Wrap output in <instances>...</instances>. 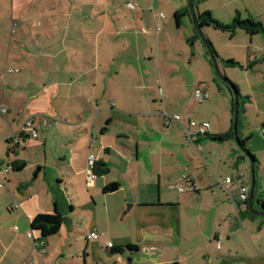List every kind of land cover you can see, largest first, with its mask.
I'll list each match as a JSON object with an SVG mask.
<instances>
[{"label":"crops","instance_id":"obj_1","mask_svg":"<svg viewBox=\"0 0 264 264\" xmlns=\"http://www.w3.org/2000/svg\"><path fill=\"white\" fill-rule=\"evenodd\" d=\"M263 1L249 17L264 27ZM186 7L0 0V264H264V216L247 202L239 208L238 182L230 192L220 183L239 175L248 198L233 96L215 80L189 16L176 23ZM213 36L238 92L237 137L254 157L252 208L264 211V35L237 29L222 44ZM197 86L209 98L197 102ZM162 112L182 122L166 123ZM28 119L34 137L20 134ZM188 119L210 124L196 146ZM229 130L231 138L212 139ZM90 153L107 171L87 186ZM14 160L24 167L4 173ZM55 208L59 232L41 239L31 220ZM128 244L137 250H111Z\"/></svg>","mask_w":264,"mask_h":264},{"label":"trees","instance_id":"obj_2","mask_svg":"<svg viewBox=\"0 0 264 264\" xmlns=\"http://www.w3.org/2000/svg\"><path fill=\"white\" fill-rule=\"evenodd\" d=\"M192 1L194 4L196 1L198 2L201 0H192ZM181 13L188 15L187 7L184 8L182 11H177L174 13V18H175V21L177 24H178V18L181 15ZM197 15H198V23L200 24V26L202 28L203 27H212L213 29L223 31V32H227L230 35H232V33L235 32V30H237V29L244 31L248 35H255V34L264 35V27L262 26V24L259 21H256L252 17L242 18L238 11L235 12L232 20L227 24L221 23V22L217 21L216 19H214L211 16V13L209 11H203L202 13L197 14ZM194 38L199 40L196 32H194ZM206 41L210 45V48H211L213 54L215 55V57L218 58V54H217L216 50L214 49V47L212 46V44L207 39H206ZM200 44L204 48L205 54H206L208 61L210 63L208 53H207V51H206V49L203 46L201 41H200ZM224 63L227 65H238L237 62H235L231 59L224 60ZM240 67H241V65H240ZM216 78H217V76H216ZM230 83L236 88V85L232 81H230ZM226 87L229 89V87L227 85H226ZM236 90H237V88H236ZM231 134H232V132H231V130H229L226 133H222L220 135H215L214 137H212V139L217 140V141H224L228 138H231ZM241 143L243 144L244 142L242 141ZM12 150H13V148H11L9 151H12ZM247 153H249L251 158L254 160V157L250 154V152L248 150H247ZM8 166L10 167L11 170L19 171L24 167V161L14 160ZM92 169H93V172L95 173V175L104 174L107 171V168L104 166V164L102 162H95ZM61 224H62V215L55 208L53 210V212H51V213H38L37 215H35L33 217V219L31 220V229H32V231H37L39 233L41 239H45L49 236L57 234L59 232ZM111 250L115 253H122L124 251H128L131 253V252L136 251L137 247L134 245L128 244V245H124V246L113 247V248H111Z\"/></svg>","mask_w":264,"mask_h":264},{"label":"built area","instance_id":"obj_3","mask_svg":"<svg viewBox=\"0 0 264 264\" xmlns=\"http://www.w3.org/2000/svg\"><path fill=\"white\" fill-rule=\"evenodd\" d=\"M127 6L129 9L135 8L134 3L129 2V3H127ZM160 15L163 16V13H160ZM5 71L11 72V71H13V68H6ZM193 96L197 102H201V101L209 98V92L206 89H204L200 86H197L194 90ZM1 112L4 113L5 109L2 108ZM162 113L165 116L166 123H167L168 119H172L176 122H182L181 116L179 114H170L169 115L165 112H162ZM183 124L185 127V133H186L187 140L192 146H196L198 138L200 136L205 135L210 129V124L208 122H197V121L192 120V119H188ZM20 134H28V135H31L33 137L36 136L35 130L32 127V121L30 119H28L24 122V124L22 125V127L20 129ZM262 134L264 135V127L262 128ZM11 143H13L14 145H17L19 143V139L17 137H14L11 139ZM95 162H96L95 155L92 153L88 154L87 162H86L87 164H86V168H85V182H86L87 186L91 185L93 178L95 176V173L93 172V169H92ZM9 170H10V167L7 166L3 169V172L7 173V172H9ZM237 182L239 183V186H238V197H239V201H240L239 208H244L245 203L247 201V193L245 191V188L243 187L242 178H240V176L237 175V176H232V177H225L224 179L220 180L221 185L224 186L229 192H230L229 185L232 183H237ZM0 185H2V183ZM180 190H181V188H180ZM28 236L32 237V234L28 233ZM88 237L92 238V239H97L98 233L96 231H91L88 234ZM108 246L111 247L110 242H108Z\"/></svg>","mask_w":264,"mask_h":264},{"label":"rangeland","instance_id":"obj_4","mask_svg":"<svg viewBox=\"0 0 264 264\" xmlns=\"http://www.w3.org/2000/svg\"><path fill=\"white\" fill-rule=\"evenodd\" d=\"M258 1H261V0H201L198 2L196 1L193 5H194V10L196 14H198V11H199L198 8L200 9V11L208 9V11H210L211 16L214 19L220 22L228 23L231 21L232 14H234L235 11H239L240 16L242 18L249 17L250 15L255 16L257 13L256 8H257V5L259 4ZM227 12H230V13L227 14ZM202 31H203L205 38L211 44H212L211 33L214 34L212 38L217 44H222L221 40L223 41V38L228 36V33L213 29L212 27H203ZM206 33H208L209 36H207ZM216 59H217V63H218L221 73L224 74L231 81V79L223 72L221 63L219 62V58H216ZM235 70L236 72L239 73L237 69ZM215 80L218 82V84L224 85V83L218 80L216 76H215Z\"/></svg>","mask_w":264,"mask_h":264},{"label":"water","instance_id":"obj_5","mask_svg":"<svg viewBox=\"0 0 264 264\" xmlns=\"http://www.w3.org/2000/svg\"><path fill=\"white\" fill-rule=\"evenodd\" d=\"M186 5H187V11H188V16L190 18L191 24L194 28V31L196 32L199 40L202 42L203 46L205 47L209 59H210V63L211 66L213 68V71L215 73V75L217 76V78L222 81L225 85H227L232 93L233 96V137L235 139V142L238 145V148L244 153V155L248 158L249 162H250V188H249V193H248V198H247V210L250 214L253 215H257V216H264V211H255L252 208V204H253V190H254V185H255V177H254V161L251 158V156L249 155V153H247L246 148L244 147V145L239 141L238 137H237V133H236V122H237V115H238V92L236 90V88L230 83V80L221 73L218 63H217V59L215 57V55L213 54L210 45L208 44V42L206 41V38L203 34L202 31V27L200 26V24L198 23V15L196 14L195 10H194V5H193V1L192 0H186Z\"/></svg>","mask_w":264,"mask_h":264}]
</instances>
